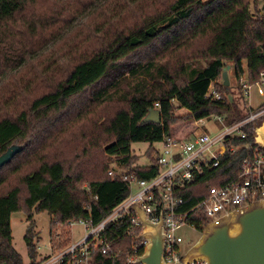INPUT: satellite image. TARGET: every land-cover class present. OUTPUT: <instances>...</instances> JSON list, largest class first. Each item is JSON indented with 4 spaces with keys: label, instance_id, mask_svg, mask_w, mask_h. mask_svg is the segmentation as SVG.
Masks as SVG:
<instances>
[{
    "label": "trees",
    "instance_id": "16d2710c",
    "mask_svg": "<svg viewBox=\"0 0 264 264\" xmlns=\"http://www.w3.org/2000/svg\"><path fill=\"white\" fill-rule=\"evenodd\" d=\"M256 1L0 0V155L22 147L0 169V264H24L13 245L14 212L25 210L30 264H41L48 256L39 260L35 213L51 216L56 253L72 242L71 220L97 224L130 195L121 173L160 174L153 143L185 122L217 114L232 126L264 106L238 103L230 72L229 86L222 77L230 66L244 96L241 76L255 83L264 72V15L250 11ZM211 84L221 99L207 95ZM153 108L162 121L143 122ZM263 120L243 127L245 139L226 140L237 149L217 167L202 166L177 186L178 211L200 229L204 211L191 210L210 187L241 173ZM136 142L150 143L149 164L138 163ZM130 227L129 216L108 225L100 238L113 253L92 243L91 264H127L137 232Z\"/></svg>",
    "mask_w": 264,
    "mask_h": 264
},
{
    "label": "built area",
    "instance_id": "2783aa9c",
    "mask_svg": "<svg viewBox=\"0 0 264 264\" xmlns=\"http://www.w3.org/2000/svg\"><path fill=\"white\" fill-rule=\"evenodd\" d=\"M239 85L245 97L251 96L253 88L259 95H264V72L255 83H250L246 76H241ZM207 95L212 99L222 98L212 84ZM230 96L232 95L228 94V97ZM156 106H159V103H156ZM261 118H264V106L232 126L225 124L224 116L213 114L191 121L190 124L194 129L195 125L204 126L207 119H213L222 126L219 132L204 131L196 135L191 133V136L176 134L165 136L161 142L162 149L156 155L157 165L161 169L160 174L151 180H140L134 175L127 176L121 173L122 178L130 182V189L132 184L139 185L138 192L133 194L130 191V195L97 224L92 219L71 220L68 224L70 227L75 223L85 227L84 237L79 241H72L69 246L56 253L51 252L41 264H91L92 243L99 246L103 254L113 253L112 243L104 242L100 236L108 225L126 216L131 219L129 231L133 233L137 230L136 235L133 236L131 249L126 255V263L141 264L138 258L144 253L149 240L146 237H139L143 227L132 209L136 204L144 209L147 218L153 223L160 222L163 214L165 232L163 261L168 264L180 262L184 252L181 249L183 238L178 235V230L185 226L200 228L188 220L189 212L178 211L184 199L176 195L177 186L183 187L192 182L194 170H200L202 166L217 167L220 159L227 152H234L237 149L234 145L228 146L226 140L233 136L245 139L247 136L243 127ZM248 146H254L253 142ZM254 147V154L243 160L241 173L222 185L210 187L207 197L191 210L204 211L206 222L201 225L200 230L232 210L264 199V150ZM109 174L115 175V171L110 169ZM116 254H121V251L117 250ZM189 264H204V262L194 261Z\"/></svg>",
    "mask_w": 264,
    "mask_h": 264
},
{
    "label": "water",
    "instance_id": "95a60500",
    "mask_svg": "<svg viewBox=\"0 0 264 264\" xmlns=\"http://www.w3.org/2000/svg\"><path fill=\"white\" fill-rule=\"evenodd\" d=\"M230 66L224 68V85H230ZM232 99V96H230ZM161 112L151 109L143 122L160 123ZM253 145L264 150V120L254 131ZM20 145H12L0 155V169L21 152ZM143 230L139 237L149 242L138 258L141 264H168L163 261L165 232L163 214L160 222H151L139 205L132 207ZM200 238L185 252L176 264L202 261L204 264H264V199L232 210L230 213L203 226Z\"/></svg>",
    "mask_w": 264,
    "mask_h": 264
},
{
    "label": "rangeland",
    "instance_id": "374dc122",
    "mask_svg": "<svg viewBox=\"0 0 264 264\" xmlns=\"http://www.w3.org/2000/svg\"><path fill=\"white\" fill-rule=\"evenodd\" d=\"M204 2H208L210 0H203ZM250 11L253 14L261 13L264 15V0H257L256 2H251ZM230 76L233 80V86H235L234 94L236 95V101L238 103H244L248 106L258 107L259 105L264 103V95H259L255 88L252 90V94L250 97H245L238 94L236 89V82L233 75V69H230ZM222 126L213 119H207L206 124L204 126L195 125L194 129L192 128L190 122H185L183 126H180L176 129L174 134L176 135H184L191 136L193 133L200 134L204 131H208L211 133L219 132ZM192 133V134H191ZM150 147V143L148 142H136L133 143L132 149L135 154L139 156V164L147 165L150 163V159L147 156V150ZM153 147L159 152L162 149L161 142L153 143ZM140 189L138 184H132L131 192L133 194L137 193ZM33 221L35 223V231L38 236L36 239V244L39 252V260L51 254V216L47 211H42L34 214ZM29 220L27 218L25 210L22 208L12 214L11 217V227H12V236H13V245L16 250L22 255L24 264H30L31 259L27 252L26 242H25V234L27 231V227L29 225ZM72 231L71 241H79L86 234L85 227L80 223H75L70 227ZM201 231L198 228L193 227H182L178 230V235L182 236L183 242L181 243V249L185 252L200 238Z\"/></svg>",
    "mask_w": 264,
    "mask_h": 264
}]
</instances>
